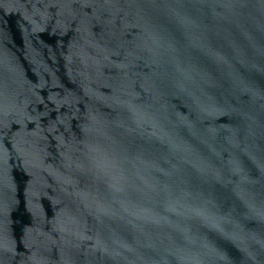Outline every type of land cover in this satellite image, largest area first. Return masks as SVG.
<instances>
[{"label":"water","instance_id":"1","mask_svg":"<svg viewBox=\"0 0 264 264\" xmlns=\"http://www.w3.org/2000/svg\"><path fill=\"white\" fill-rule=\"evenodd\" d=\"M0 264H264V0H0Z\"/></svg>","mask_w":264,"mask_h":264}]
</instances>
